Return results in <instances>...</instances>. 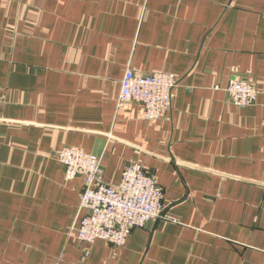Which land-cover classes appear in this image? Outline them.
I'll return each instance as SVG.
<instances>
[{"label": "crops", "instance_id": "1", "mask_svg": "<svg viewBox=\"0 0 264 264\" xmlns=\"http://www.w3.org/2000/svg\"><path fill=\"white\" fill-rule=\"evenodd\" d=\"M129 68L176 74L166 116L119 107ZM67 146L111 185L141 164L177 221L80 240ZM0 264H264V0H0Z\"/></svg>", "mask_w": 264, "mask_h": 264}, {"label": "built area", "instance_id": "2", "mask_svg": "<svg viewBox=\"0 0 264 264\" xmlns=\"http://www.w3.org/2000/svg\"><path fill=\"white\" fill-rule=\"evenodd\" d=\"M176 85L177 76L173 72L144 73L129 68L121 80L118 105L139 102L145 119H160L171 110ZM226 91L232 103L241 107L254 104L259 94L250 80L239 76L230 78ZM57 157L65 167L66 179L84 178L81 206L74 224L80 240L93 243L102 239L121 247L135 228L159 218L177 221L164 212L163 190L157 178L141 164L128 166L121 182L111 185L104 180L100 156L67 146Z\"/></svg>", "mask_w": 264, "mask_h": 264}]
</instances>
